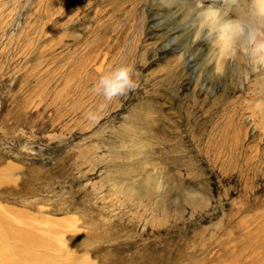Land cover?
Here are the masks:
<instances>
[{
  "label": "rangeland",
  "instance_id": "rangeland-1",
  "mask_svg": "<svg viewBox=\"0 0 264 264\" xmlns=\"http://www.w3.org/2000/svg\"><path fill=\"white\" fill-rule=\"evenodd\" d=\"M210 5L0 0V262L264 264V68L197 39Z\"/></svg>",
  "mask_w": 264,
  "mask_h": 264
},
{
  "label": "clouds",
  "instance_id": "clouds-1",
  "mask_svg": "<svg viewBox=\"0 0 264 264\" xmlns=\"http://www.w3.org/2000/svg\"><path fill=\"white\" fill-rule=\"evenodd\" d=\"M210 40L220 57L243 66L239 76L247 81L251 71L264 68V0H219V6H209L200 13L197 39ZM135 66L122 63L101 75L92 91L104 98L106 104L135 91L138 81ZM87 119L96 121L98 115L89 111Z\"/></svg>",
  "mask_w": 264,
  "mask_h": 264
},
{
  "label": "bare ground",
  "instance_id": "bare-ground-1",
  "mask_svg": "<svg viewBox=\"0 0 264 264\" xmlns=\"http://www.w3.org/2000/svg\"><path fill=\"white\" fill-rule=\"evenodd\" d=\"M7 238L8 237H5V236H3V237H0V241L2 242V241H7ZM11 239V238H10ZM14 240V239H13ZM13 240H11V241H13ZM0 264H5V263H3V262H0Z\"/></svg>",
  "mask_w": 264,
  "mask_h": 264
}]
</instances>
